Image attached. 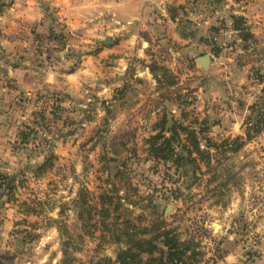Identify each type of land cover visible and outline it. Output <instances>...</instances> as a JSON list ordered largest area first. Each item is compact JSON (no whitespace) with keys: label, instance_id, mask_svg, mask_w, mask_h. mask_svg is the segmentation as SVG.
<instances>
[{"label":"rangeland","instance_id":"rangeland-1","mask_svg":"<svg viewBox=\"0 0 264 264\" xmlns=\"http://www.w3.org/2000/svg\"><path fill=\"white\" fill-rule=\"evenodd\" d=\"M24 1L0 0L12 20L7 32L0 17V45L11 47L0 49V67L26 55L33 60L28 73L44 85L35 95L16 96L14 108L24 114L0 115V137L13 138L10 149L18 153L5 154L0 165V264H60L67 236L74 264L116 259L125 245L110 239L97 214L92 224L78 216L75 200L83 188L93 203L113 189L128 195L133 203L122 200L119 233L126 219L141 229L160 219L197 243L195 264H264V130L237 153L215 156L214 179L205 165L194 180L156 161L145 144L164 112L182 119L183 110L191 119L205 118L217 142L244 136L249 107L264 87V0H174L167 11L179 7L175 19L152 9L145 25L126 23L134 27L132 37L127 27L115 29L121 24L112 18L109 26L92 18L72 28L50 0H35L42 19L20 24ZM233 14L245 18L253 35L248 41L233 28ZM13 38L27 44L12 48ZM126 38L133 47L121 45ZM154 61L172 71L173 86H158L148 67ZM9 121L13 131L6 130ZM51 155L52 167L36 175ZM6 208L12 222L5 227Z\"/></svg>","mask_w":264,"mask_h":264},{"label":"trees","instance_id":"trees-1","mask_svg":"<svg viewBox=\"0 0 264 264\" xmlns=\"http://www.w3.org/2000/svg\"><path fill=\"white\" fill-rule=\"evenodd\" d=\"M213 1L218 3L220 0ZM6 6L5 3L0 2V13ZM178 8L170 7L169 15L172 19L177 17ZM231 18L233 28L239 32L243 41H248L253 37L246 27L243 16L233 14ZM213 50L216 54L219 53L218 48ZM148 67L159 87L164 84L173 86L176 83L175 75L165 65L154 61ZM262 82H264V76L260 78V83ZM189 103L190 101H187V105ZM249 109L250 113L244 122V136L238 135L233 139H225L221 142L208 136L210 128L205 118L191 119L188 117V113L183 110L182 119H177L174 115L169 117L168 113L164 112L155 123V133L145 139L147 152L158 162L172 163L178 171H185L186 174L191 173V178L194 180L198 174L204 172L202 165H205L213 175L210 178L214 179L216 173L213 172L211 165L215 156L224 155L230 150L237 153L244 145L245 140L253 139L264 130V87L262 94ZM52 164L53 155L47 156L34 172L36 175L44 173L52 167ZM109 164L110 162L103 164L107 170L110 168ZM115 176L119 177L120 172L117 171ZM121 181L124 184L127 183L125 178ZM109 183L107 180V184ZM3 186L4 184L0 182V189ZM13 189L11 187L8 190L9 201L12 200ZM109 192L100 194L98 201L93 203L90 197L91 193L83 188L78 192L75 200L78 216L83 223H91L97 214L103 231L111 236L110 239L125 245L118 251L116 259L105 258L107 264H195L198 261L200 253L197 250V243L193 239L182 240L175 229L164 227L163 221L160 219H157V223H153L154 226L142 229L141 226L126 219V223L119 233L117 230L120 220L119 211L125 205L122 200H127L129 203L132 201L126 194L118 196V189H113L112 193L111 190ZM97 211L98 213H96ZM58 230L64 233L61 227H58ZM70 244V236L64 237L62 241L63 259L60 264H74L75 259L69 252Z\"/></svg>","mask_w":264,"mask_h":264},{"label":"crops","instance_id":"crops-1","mask_svg":"<svg viewBox=\"0 0 264 264\" xmlns=\"http://www.w3.org/2000/svg\"><path fill=\"white\" fill-rule=\"evenodd\" d=\"M173 1L174 0H50V2L57 7V13L61 15L72 28H76L80 25L88 26L90 23L87 24L86 20H91L92 18L95 22L99 23L100 27L109 26V19L112 18L117 23L121 24V26H116L115 29L119 30L127 27L128 30L132 31L131 37L134 36L135 33L133 31L134 27L133 25L126 26V23L131 24L133 22L137 23L138 21H141L145 25V21L148 16L147 14H149L152 9L156 10L157 8L161 9V14L163 16H170L169 10L167 11V6ZM20 6L21 7L18 9L15 8L18 10L20 15V24L22 21L27 23L36 22L37 19H42L44 16V12H42L43 10H41V8L36 4L35 0H26L24 1V5L21 3ZM8 11H10V9ZM9 15L10 13H8L7 10L1 12L0 14V17L3 18V21H5V19L7 20V28H4V30L7 32L8 29L12 27V20ZM131 42L133 43L132 38H126L122 40L121 45L131 48L133 47L132 45L130 47ZM146 43L148 42L145 41L144 45L142 46L144 47ZM9 44L12 45V48H15L17 45L22 47L23 45L27 44V39H20V41L15 39L13 44L11 42H9ZM7 46L8 45L5 43H1L0 49L3 48L8 50L11 48H7ZM20 55H22V53H20ZM20 60L21 62L18 64L10 63L7 68L8 70L0 67V115L5 118H12L13 115L18 114L17 109L19 112H22L23 114L25 113V108L23 107L14 108L16 105L15 98L18 94L22 93L21 96L24 94L35 95L40 89H42L40 88L42 84L44 85V80L38 78L36 75L34 76L31 73H28L31 70L29 69V64H31L30 61L33 60H29L28 57L26 58V55H24L23 58H19V61ZM71 75V73L68 74L67 78H69ZM52 76L54 75L51 74V78L46 80L48 84L54 82V80H52ZM33 79L35 80L36 87H30L32 85L31 81ZM38 79L40 82H37ZM11 100L14 101L12 102ZM10 127L11 131H13L15 127L14 122L12 124V122L9 121V127L7 126L6 130H10ZM16 140L19 144L20 139L16 138ZM11 141L13 142L14 139L9 138L8 140V137H0V165L3 164L2 162L3 158H5V154L10 153L12 157H15V155L18 154H15L14 151H11ZM5 168L7 171L12 169V167H10L8 164ZM9 204V202H5V205L8 206ZM10 210H12V208L5 209V211L8 213L2 226L6 227L10 224V222H12L8 217L11 216L9 214Z\"/></svg>","mask_w":264,"mask_h":264},{"label":"water","instance_id":"water-1","mask_svg":"<svg viewBox=\"0 0 264 264\" xmlns=\"http://www.w3.org/2000/svg\"><path fill=\"white\" fill-rule=\"evenodd\" d=\"M106 42H109V43H113L112 41H111V39H106ZM207 57L205 56V57H203L202 59H206Z\"/></svg>","mask_w":264,"mask_h":264},{"label":"built area","instance_id":"built-area-1","mask_svg":"<svg viewBox=\"0 0 264 264\" xmlns=\"http://www.w3.org/2000/svg\"><path fill=\"white\" fill-rule=\"evenodd\" d=\"M0 131H1V124H0Z\"/></svg>","mask_w":264,"mask_h":264}]
</instances>
